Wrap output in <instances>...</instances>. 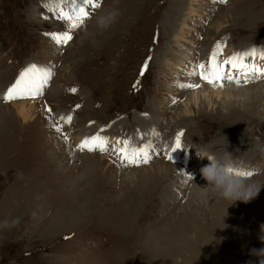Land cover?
<instances>
[{
    "label": "rangeland",
    "instance_id": "obj_1",
    "mask_svg": "<svg viewBox=\"0 0 264 264\" xmlns=\"http://www.w3.org/2000/svg\"><path fill=\"white\" fill-rule=\"evenodd\" d=\"M59 2L0 0V222L19 220L0 228V264H260L264 188L235 204L203 190L196 149L228 152L264 185V79L237 73L217 96L189 73L214 51L264 68V0H97L65 47L50 38L66 30ZM33 65L55 73L25 78L42 94L5 101ZM98 135L109 151L78 149ZM125 140L151 144L150 163L122 166Z\"/></svg>",
    "mask_w": 264,
    "mask_h": 264
},
{
    "label": "snow or ice",
    "instance_id": "obj_2",
    "mask_svg": "<svg viewBox=\"0 0 264 264\" xmlns=\"http://www.w3.org/2000/svg\"><path fill=\"white\" fill-rule=\"evenodd\" d=\"M68 0H60L59 3H56L50 7L54 13H58V18L63 21L66 25V30L62 33H53L50 34V38L60 47H65L73 39L72 32L76 28L83 26L86 22V19L89 16L88 8H98L99 3L97 0H85L87 7H81L76 5L72 10L65 11L61 6L67 4ZM73 4H76V0H72ZM223 3H227V0H221ZM221 53L219 51H214L209 59L207 65L201 63L197 64L192 71L189 73L191 76H198L200 80L207 82L212 87H223L224 83H234L237 86L241 85L242 81L237 77H243V82L247 83L250 78L253 79H264V68L258 67L255 64L249 65L244 62L242 56H233L227 60L221 61L219 56ZM231 68L232 71H228L227 68ZM40 71L46 80H50L54 76V71L52 69H40L38 70L36 66H31L25 73L21 75L17 83L9 89L5 95V101H11L13 99H24V98H36L38 95H41L39 87L30 86L31 82H26L25 78L32 73ZM182 88L194 89L198 88V84H181L179 85ZM75 91V90H73ZM66 119L67 123H71V116ZM57 132H60L61 129L57 127ZM183 133L178 134L175 142V148L180 149L181 140L180 137ZM117 145H122L114 148L113 150L117 152L118 159L122 166H135L139 167L141 165H146L150 163L152 159L151 149L152 145H144L137 147L132 144L131 141H117ZM109 141L105 137L95 136L91 138H86L78 146L80 151H89V152H107L109 151ZM171 159V157H170ZM248 175V173H243Z\"/></svg>",
    "mask_w": 264,
    "mask_h": 264
},
{
    "label": "clouds",
    "instance_id": "obj_3",
    "mask_svg": "<svg viewBox=\"0 0 264 264\" xmlns=\"http://www.w3.org/2000/svg\"><path fill=\"white\" fill-rule=\"evenodd\" d=\"M120 15L116 9L99 15L96 19L97 26L101 29H106L113 24ZM196 147H189L187 150ZM175 150V149H174ZM259 154L264 159V146L258 148ZM196 155L200 159H207L210 161L209 165L201 168V175L207 181V186L203 189L211 191L219 196L220 199L235 204L237 201L248 203L256 198L264 185H261L255 180L249 179L252 176L251 172H246L236 166L232 156L227 152V158H218L217 155L212 154L206 148L197 151ZM243 173H248L244 175ZM194 177L190 175L185 183H189ZM19 223L18 219L0 222V228H9ZM261 242L264 243V226L261 228ZM253 255L260 258V264H264V249H253Z\"/></svg>",
    "mask_w": 264,
    "mask_h": 264
},
{
    "label": "bare ground",
    "instance_id": "obj_4",
    "mask_svg": "<svg viewBox=\"0 0 264 264\" xmlns=\"http://www.w3.org/2000/svg\"><path fill=\"white\" fill-rule=\"evenodd\" d=\"M227 59H229V58H227ZM212 88V87H211ZM231 87H229V88H223V90H222V88L221 87H218V88H212L210 91H212V93L213 94H216L217 96H220V95H222V94H224L226 91L227 92H229L228 90L230 89ZM225 91V92H224ZM231 91V90H230ZM202 93L203 94H205L206 92L204 91V92H202V91H195L194 92V94H193V97H194V103H195V106L199 103V100H200V97L202 98L203 96H202ZM204 97H205V95H204ZM204 103V102H203ZM200 104H202V103H200ZM200 104H198V106L200 105ZM199 108V107H198ZM31 110V109H30ZM27 110L26 109H23L22 111H21V113L20 114H22V116L25 118V119H27L30 115H31V113H28V112H26ZM251 119V118H250ZM249 119V120H250ZM158 167H162V168H164V167H166V165H164V164H161V165H158Z\"/></svg>",
    "mask_w": 264,
    "mask_h": 264
}]
</instances>
